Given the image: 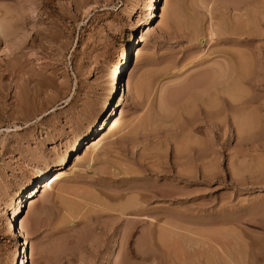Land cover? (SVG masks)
<instances>
[{"label":"rangeland","instance_id":"1","mask_svg":"<svg viewBox=\"0 0 264 264\" xmlns=\"http://www.w3.org/2000/svg\"><path fill=\"white\" fill-rule=\"evenodd\" d=\"M0 26V264L20 225L24 264H264V0H0ZM227 62L238 97L196 86L193 104L184 88ZM67 154L11 227L21 187ZM130 198L143 213L112 210ZM147 232L149 259H127Z\"/></svg>","mask_w":264,"mask_h":264},{"label":"bare ground","instance_id":"2","mask_svg":"<svg viewBox=\"0 0 264 264\" xmlns=\"http://www.w3.org/2000/svg\"><path fill=\"white\" fill-rule=\"evenodd\" d=\"M150 9V8H149ZM151 11V19H150V21H152L153 19H154V17H155V15H158V14H156V12H155V5L153 4V7H152V9L150 10ZM171 11V10H170ZM166 13V12H165ZM170 13V12H169ZM169 13H168V15H169ZM172 13V12H171ZM166 15H167V13H166ZM168 15H167V17H168ZM171 15V14H170ZM169 15V16H170ZM171 18V17H170ZM194 18V17H193ZM158 20V19H157ZM151 24V22L149 23V30L151 29V27H152V25H150ZM228 25V24H227ZM1 26H3V25H1ZM0 26V27H1ZM154 26V25H153ZM4 28L5 27H3V31H4ZM146 28H148V26H146L144 29H146ZM1 29H2V27H1ZM144 29H143V31H142V35L140 36V38L137 40V41H140L141 39H143V37H144V35L145 34H148V33H145V32H147V31H144ZM211 30H213L212 28H211ZM151 31V30H150ZM214 33V32H213ZM141 34V33H140ZM139 34V35H140ZM124 58H126V60H127V58H128V53L127 52H125V54H124V57H123V59H122V61L119 63V64H117L116 66H115V68H113L114 69V71H112V72H114L115 73V76H116V78H118V77H120L121 75L123 76V72L121 73V70L123 69V67L126 65V62L124 61L125 59ZM228 64H226V65H224V66H222V67H220V69L217 71V72H213V73H210V74H208L207 72L205 73V74H207V75H201V77H200V79H198L197 78V81H194L193 83H191L190 85H192L191 87L192 88H190L189 86H187V88H184V90L185 91H187L188 89V92H186L187 94H186V96L187 95H189V97L190 96H192L193 94H192V91H190V90H193V88L195 89V87L198 89V87H199V90L201 89V88H203V86H207L208 85V87L209 86H211L213 89H214V91L215 90H218V88H220V86L219 85H222V84H224V79L225 78H227L228 79V77H230V75H231V73L232 72H234V70H233V65L231 64V63H229V62H227ZM237 70H238V68H236ZM215 70V69H214ZM233 70V71H232ZM239 72H240V70H238ZM235 72H237L236 70H235ZM243 72V71H242ZM113 73V74H114ZM112 74V75H113ZM111 74H110V76H112ZM202 76H204V77H202ZM242 76V75H241ZM237 77H239V76H237V75H235V79L237 78ZM114 78V77H113ZM232 79V78H231ZM234 79V80H235ZM240 79V78H239ZM238 78L236 79V81H238L239 80ZM195 80V79H194ZM116 81V80H115ZM234 82V81H233ZM232 82V84H233V86H231L230 84H231V82H227L226 83V86H225V84L224 85H222L221 86V89H220V91L221 92H225V94L226 95H234L233 94V92L236 94V92L237 91H235V88H232V87H234L235 85V83H236V86H237V82H235V83H233ZM240 82V81H239ZM119 83V82H118ZM228 83H230V84H228ZM230 85L231 87H229L228 85ZM240 84V83H239ZM235 86V87H236ZM238 88H240V85H239V87ZM237 88V89H238ZM118 89V88H117ZM196 89V90H197ZM204 89V88H203ZM115 90H116V87L114 88V92H115ZM206 90V89H205ZM202 91V90H201ZM213 91V90H212ZM182 92H183V89H182ZM205 92V91H204ZM204 92H202V93H204ZM207 92V91H206ZM230 92V93H229ZM240 92V91H239ZM180 93H181V91H180ZM179 93V94H180ZM208 94H209V92H207ZM213 93V92H212ZM241 93V92H240ZM181 94H183V93H181ZM185 94V93H184ZM183 94V95H184ZM205 94V93H204ZM203 94V95H204ZM217 94H219V93H217ZM216 93L214 94V95H217ZM194 95H196L197 96V94H194ZM194 95H193V97L192 98H195V99H197V100H195L194 101V99H192L193 101V104H195L197 101L198 102H200L201 100L200 99H198V98H196V97H194ZM213 95V94H212ZM237 95V97H238V94H236ZM176 96V95H175ZM179 96V95H178ZM225 96V95H224ZM184 97V96H183ZM188 97V96H187ZM197 97H199V98H201L200 96H197ZM227 97V96H226ZM230 97V96H229ZM202 98H203V96H202ZM201 98V99H202ZM210 98V97H209ZM231 98H233V97H231ZM241 98V97H240ZM177 99V98H176ZM203 99H205V98H203ZM208 99V98H207ZM224 99H226V98H224ZM228 99V98H227ZM200 100V101H199ZM212 100V99H211ZM217 100V99H216ZM229 100V99H228ZM238 100V99H237ZM166 101V100H165ZM206 101V100H205ZM226 101V100H225ZM191 102V103H192ZM168 103V102H167ZM209 103L211 104V102H210V99H209ZM200 104V103H199ZM198 104V105H199ZM205 104V103H204ZM164 105V104H163ZM190 105H192V104H190ZM211 105H213V104H211ZM200 107V106H199ZM191 109L193 108V106H191L190 107ZM116 109V108H115ZM115 109L113 110V107H111L110 109H109V111H107V113H106V115H105V117H106V121L107 122H109L107 125H105V128H104V125L101 127L100 126V128H99V125H101L102 123H103V120H101V122L99 123V125H98V127L96 128V129H98L97 130V132L96 133H98L97 135H95V131H89V134L87 135V138H86V140L88 139L89 140V142L88 143H91V145H90V149L91 150H89V151H91V152H89V154H90V160H92V159H94V157H93V154H94V152H96V151H98V149H99V143L102 141V139L104 138V137H106V129H107V127H109V125L110 124H113L114 122L115 123H117V122H119L120 120H116L115 119V116H116V114L114 115V113H115ZM188 109V108H187ZM190 110V109H189ZM193 110V109H192ZM203 110V109H202ZM188 111V110H187ZM111 112V113H110ZM191 112H193V111H191ZM110 113V114H109ZM180 113V112H179ZM190 113V112H189ZM109 114V116L107 117V115ZM114 115V117L112 118V116ZM204 115V114H203ZM178 117V116H177ZM196 118V117H195ZM190 120V119H189ZM117 121V122H116ZM188 121V120H187ZM113 122V123H112ZM245 126H246V124H245ZM104 128V129H103ZM196 128V127H195ZM179 129V128H178ZM183 129V128H182ZM189 135V134H188ZM100 137V138H99ZM180 139H181V137H179ZM185 138V137H184ZM175 139H178V136H177V138H175ZM175 139H173V140H175ZM186 139V138H185ZM188 139V138H187ZM183 140V139H182ZM190 140V139H189ZM180 141V140H179ZM178 141V142H179ZM185 141V140H184ZM81 139L80 140H78L77 142H75V144H74V147H73V149H72V153H74V154H77V155H79V147H81ZM179 144V143H178ZM178 144H176V145H178ZM183 145H184V143H182ZM191 146V145H190ZM194 146V145H193ZM186 147V146H185ZM187 149V148H186ZM194 149V148H193ZM181 151L183 150V149H180ZM180 151V152H181ZM189 151V150H188ZM179 155V154H178ZM177 155V156H178ZM71 157V156H70ZM76 157V156H75ZM181 157V156H180ZM179 157V158H180ZM68 158H69V154H67L66 156H64L63 157V159L55 166V167H53V168H45V167H37L36 168V170H35V172H34V175L32 176V178H31V180H30V182L28 183V184H26V185H24V186H22L21 187V189L18 191V202L17 203H15L16 205H15V207H14V211H13V216L11 217V221H10V223H11V227H13V226H15L16 224H15V222H16V220L18 219H20L21 217H20V215H21V213H23V207H24V203H25V201H30V200H33V198H34V196H35V193L37 192V190H38V188L40 187H42V186H44V188H45V190H48V189H51L52 187H53V183L55 182V181H58L59 179H61L62 178V176L64 175V171H63V169H64V165L67 163V161H68ZM178 158V157H177ZM182 158V157H181ZM181 175V174H180ZM35 185V187H33ZM143 187H141V189H142ZM148 188V187H147ZM153 188V187H152ZM155 188V187H154ZM134 190V189H133ZM140 190V189H139ZM145 190V189H144ZM147 191H148V189H147ZM164 191H166V190H164ZM137 192V191H136ZM144 192H146V190L144 191ZM149 193H150V191H149ZM149 193H148V195H149ZM153 193V192H152ZM156 193V192H155ZM159 193H161V191L159 192ZM89 194V193H88ZM138 194H139V192H138ZM144 194V193H143ZM143 194H142V197H144L145 199H146V193H145V196H143ZM154 194V193H153ZM163 194V193H162ZM141 195V194H140ZM164 195V194H163ZM167 195H168V193H167ZM170 195V194H169ZM116 196L117 195H114V197L112 196L111 197V195H110V197L111 198H116ZM165 196V195H164ZM139 197V196H138ZM150 197H151V195H150ZM150 197H148L149 199H150ZM94 199V201L95 200H97L96 202H101L100 200H98V199H95L96 198V196H95V198L93 197V196H91V199ZM106 198V197H105ZM123 198V197H122ZM154 198V197H153ZM35 199V198H34ZM92 199V200H93ZM100 199V198H99ZM118 199V198H117ZM141 199V198H140ZM116 201V200H115ZM142 201V200H141ZM140 201V202H141ZM31 202V201H30ZM33 202V201H32ZM93 202V201H92ZM140 202H138V199L136 198V199H128L125 203H123V204H121V205H116V206H114V208L112 207V210H115V211H119V214L121 213V214H126V213H129V214H131V213H135V214H138V213H143L144 212V207L141 205V204H143L145 201H143V203H140ZM14 203V202H13ZM103 203V202H102ZM116 203V202H115ZM106 204V203H105ZM30 205H32V204H30ZM34 205V204H33ZM104 205V204H103ZM107 205V204H106ZM10 206H11V204H10ZM110 206V205H109ZM108 205H107V207H109ZM77 207V206H76ZM83 207V206H82ZM9 209V208H8ZM148 212V211H147ZM118 214V215H119ZM149 214V213H148ZM123 216V215H122ZM145 217V216H144ZM143 217V218H144ZM147 217V216H146ZM22 218H23V216H22ZM131 219V218H130ZM144 219H146V218H144ZM147 219H148V217H147ZM137 220V219H136ZM134 221V220H133ZM20 222V221H19ZM129 222V221H128ZM139 222V221H138ZM140 222H142V221H140ZM144 222V221H143ZM38 223V222H37ZM36 224V223H35ZM144 224V223H143ZM18 226V225H17ZM36 227V226H35ZM18 228V227H17ZM27 228V227H26ZM28 229V228H27ZM128 230H130V229H128ZM27 231V230H26ZM26 231H25V228L22 226V225H20V227L18 228V231H17V235L20 237V238H22L23 240V242L21 243V245H20V251H19V256L16 258V260H15V264H24V257H22L21 256V249H23V253L25 254V252H26V250H27V247L29 246V241H28V238H27V235H26ZM129 232V231H128ZM131 232V231H130ZM129 232V233H130ZM147 234V235H146ZM145 234V236H144V238H143V244L144 245H142L141 244V248H140V250L142 249V247L144 246V248L145 249H147L148 248V246H147V244H148V242L150 241V239H149V235H150V233L148 234V232ZM164 235V234H163ZM17 236V237H18ZM126 236V235H125ZM130 236H131V234H130ZM167 236V235H166ZM129 237V236H128ZM151 237V236H150ZM168 237V236H167ZM127 239V238H126ZM125 238H124V240L125 241H127ZM129 239V238H128ZM152 239V238H151ZM161 239V238H160ZM165 238H163V240H164ZM163 240H161V242L163 241ZM123 242V241H122ZM128 242V241H127ZM133 243V242H132ZM150 243V242H149ZM125 245V244H124ZM130 245V244H129ZM126 247V246H125ZM143 248V249H144ZM141 250V252L140 253H138V252H133V249H130V250H128L127 251V254H126V256L128 257L127 259H135V258H137V257H141L142 258V260L143 259H147L148 257L147 256H149V254L147 253V251H149V248L147 249V251L146 250ZM139 250V251H140ZM136 251V250H135ZM125 254V253H124ZM148 254V255H147ZM126 259V260H127ZM149 259V258H148ZM183 262V261H182ZM209 263V262H208Z\"/></svg>","mask_w":264,"mask_h":264}]
</instances>
